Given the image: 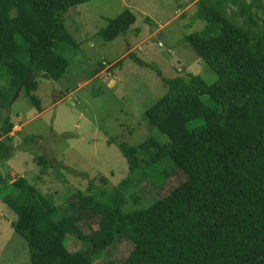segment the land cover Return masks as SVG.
Returning a JSON list of instances; mask_svg holds the SVG:
<instances>
[{
  "label": "trees",
  "instance_id": "1",
  "mask_svg": "<svg viewBox=\"0 0 264 264\" xmlns=\"http://www.w3.org/2000/svg\"><path fill=\"white\" fill-rule=\"evenodd\" d=\"M87 1L0 0V160L14 152L9 105L14 93L22 88L41 110L32 93L36 75L63 76L68 60L58 45L75 43L63 14ZM230 1L241 23L224 13L221 1L197 0L204 28L184 35L215 72L214 81L194 73L166 77L154 63L128 53L154 69L166 87L144 119L168 140L149 136L137 145L117 144L126 176L79 195L97 216L90 233L82 231L78 216L62 212L24 177L9 182L0 174V199L16 214L11 225L25 240L31 264H264V9L260 0ZM134 21L124 9L97 33L111 41ZM36 160L47 164L42 155ZM178 169L183 181L142 202L137 187L149 181L161 186ZM138 204L144 206L130 207ZM68 234L81 247L70 251ZM122 235L131 243L122 261L93 259Z\"/></svg>",
  "mask_w": 264,
  "mask_h": 264
},
{
  "label": "rangeland",
  "instance_id": "2",
  "mask_svg": "<svg viewBox=\"0 0 264 264\" xmlns=\"http://www.w3.org/2000/svg\"><path fill=\"white\" fill-rule=\"evenodd\" d=\"M206 1L215 4L217 0ZM219 1L224 13L241 23L242 18L232 11L237 4ZM260 5L264 9V0ZM124 9L134 14L135 21L125 33L103 40L97 32ZM197 9V0H88L68 8L63 20L75 43L58 45L68 60L66 71L59 80L36 75L38 85L32 93L40 99V111L20 88L10 113L14 152L0 160V174L9 182L24 177L62 212L78 216L84 233L96 228L94 208L80 202L79 195L109 188L126 176L127 163L117 144L137 145L149 136L168 140L144 119V111L166 87L154 69L137 64L128 53L154 63L166 77L194 73L207 82L216 79L215 72L184 40L185 34L204 28ZM27 135L39 137L25 141ZM38 155L47 159L46 166L37 162ZM184 179L185 173L178 169L161 186L149 181L135 190L145 204ZM15 218L0 199V264H31L25 240L12 228ZM65 241L70 251L81 247L72 235H66ZM130 248V241L122 235L93 259L122 261Z\"/></svg>",
  "mask_w": 264,
  "mask_h": 264
},
{
  "label": "water",
  "instance_id": "3",
  "mask_svg": "<svg viewBox=\"0 0 264 264\" xmlns=\"http://www.w3.org/2000/svg\"><path fill=\"white\" fill-rule=\"evenodd\" d=\"M19 90H20V88H18V89L16 90V92L14 93V96H13V98H12V100H11V102H10V104H9V105H11V104H12V102H13V100L15 99V97L17 96V94H18Z\"/></svg>",
  "mask_w": 264,
  "mask_h": 264
}]
</instances>
